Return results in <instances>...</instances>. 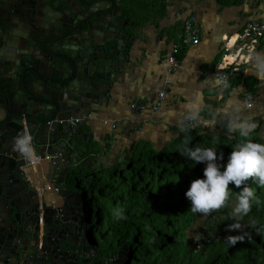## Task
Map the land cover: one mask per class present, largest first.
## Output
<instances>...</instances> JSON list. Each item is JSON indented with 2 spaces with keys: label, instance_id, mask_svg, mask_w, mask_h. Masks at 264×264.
Wrapping results in <instances>:
<instances>
[{
  "label": "crops",
  "instance_id": "obj_1",
  "mask_svg": "<svg viewBox=\"0 0 264 264\" xmlns=\"http://www.w3.org/2000/svg\"><path fill=\"white\" fill-rule=\"evenodd\" d=\"M162 3L163 14L158 11ZM139 8L146 13L138 19L140 28L133 34L125 74L114 83L110 100L97 105L82 129L80 142L93 148L95 154L82 158L81 162L88 163L82 168H93L96 159L110 168L131 155L132 147L141 141L150 142L157 150L163 149L179 136L181 125L187 127L184 104L197 96L202 97V105L196 121L202 123L203 134L218 136L227 131L228 116L244 114L254 118L259 136L264 139V84L254 75L245 74L249 64L240 66V82L236 85L218 84L212 75L225 53H235L238 49L236 41L230 44L242 28L249 22H264V0H244L228 6L218 0H139ZM191 16L200 29L199 43L183 47L178 67H170L169 71L166 60L172 45L180 42L185 22ZM256 51L264 52V39ZM164 91L160 108L154 110L153 105ZM250 97L253 107L245 108V99ZM135 103L146 108L135 111ZM210 120H215V125L205 126L204 122ZM52 166L49 158L41 162L34 159L27 174L37 188L40 204L44 197L48 206L60 208L66 203L62 194L45 190L48 185L56 187L46 178ZM65 188L79 190L67 187L66 183Z\"/></svg>",
  "mask_w": 264,
  "mask_h": 264
},
{
  "label": "water",
  "instance_id": "obj_2",
  "mask_svg": "<svg viewBox=\"0 0 264 264\" xmlns=\"http://www.w3.org/2000/svg\"><path fill=\"white\" fill-rule=\"evenodd\" d=\"M0 1L6 4V0ZM30 14L33 15L20 3L12 2L10 9L0 15V264H115L114 260L102 259L92 248L83 197L79 192L66 190L65 183L73 170L88 164L81 162L86 151L94 152L93 148L87 149L76 141L82 139V129L91 120L97 105L110 100L113 85L122 76L117 68L119 60L95 59L84 75L76 74L70 87L66 84L65 88H53L46 79L40 78L43 87L51 88L47 92L51 91L56 99L44 96L38 100L40 97L27 84L28 74L21 69L25 66L26 54L15 48L14 62L5 55L6 47L10 46L8 40L20 37L17 30ZM123 37L125 47L121 41L112 45V39L119 40V36L101 42L107 56L118 57L123 52L129 58L134 38L125 30ZM12 67L20 74L17 81L9 75ZM65 92L74 96L69 106L61 100ZM22 110L28 111L27 128ZM48 119L57 123L48 127L45 124ZM76 119H81L77 127L73 123ZM25 132L34 139L36 157L49 158L53 163L46 178L56 184L66 199L63 207L48 206L43 197L41 210L37 188L25 186L32 184L27 174L32 160H26L13 148L16 137ZM21 184L23 189L19 187ZM74 207L82 215L77 216ZM64 214L73 217L65 218ZM60 228L65 234L62 239L56 237Z\"/></svg>",
  "mask_w": 264,
  "mask_h": 264
},
{
  "label": "trees",
  "instance_id": "obj_3",
  "mask_svg": "<svg viewBox=\"0 0 264 264\" xmlns=\"http://www.w3.org/2000/svg\"><path fill=\"white\" fill-rule=\"evenodd\" d=\"M218 1L228 6L244 0ZM160 5L158 11L163 14L165 5ZM238 76L239 73L231 78L232 85L240 82ZM259 134L256 129L253 141L264 143ZM239 142L238 134L224 131L214 136L194 128L187 133L180 131L161 150L141 141L132 147L131 155L110 168L96 159L93 168L73 170L66 185L79 189L83 197L92 248L102 259L114 260L115 264H264V188L253 180L248 185L260 203H253L247 216L231 218L229 205L206 221L213 235L207 242L196 248L187 241V232L198 213L191 212V202L185 194L193 180L203 178L206 165L195 164L180 151L188 146L212 147L218 154L223 152L221 163L226 165ZM91 156L95 154L87 150L83 157ZM231 187L234 193L239 192L234 185ZM117 209L126 219L114 218ZM234 223L254 226L242 235V242L232 246L224 243V238L232 232L228 226Z\"/></svg>",
  "mask_w": 264,
  "mask_h": 264
},
{
  "label": "flooded vegetation",
  "instance_id": "obj_4",
  "mask_svg": "<svg viewBox=\"0 0 264 264\" xmlns=\"http://www.w3.org/2000/svg\"><path fill=\"white\" fill-rule=\"evenodd\" d=\"M12 2L20 3L33 15L30 14L32 16L28 20H23L22 26L17 30L20 37L16 38H20V43L14 36L8 40L10 46L6 47L5 55L9 60H13L11 62H14L15 48L26 54L27 57L23 62L25 66H22L21 69L28 74L27 84L32 92L40 97L38 100L44 96L56 99L51 91L47 92V89L51 88L43 87L40 78L46 79L53 88H65L66 84H69L70 87L77 78L76 74L81 72V75H84V71L90 70L95 59L101 61L103 59L119 60L117 68L119 74L122 71L121 75H123L125 67H127V56L123 52H120L118 57L107 56L101 48V42L119 36V40L112 39V45L121 41L122 46L125 47L126 44H123L125 41L124 30L132 39L133 34L140 28L139 17L146 13L144 10H140L139 0H6V4L0 1V15L10 9ZM9 70L13 71L9 74L11 78L14 81L19 80L20 74L15 68L12 67ZM73 97L72 93L65 92L61 100L63 99L65 105L69 106ZM35 99L37 100V97ZM21 114L24 117V126L27 128L29 124L28 111L22 110ZM55 123H57L56 120L45 121V124L51 128ZM78 125L79 123L74 124L75 127ZM80 137L83 140V135ZM81 140L76 142L81 143ZM80 164L81 162H79ZM25 186L33 187L32 184H25ZM19 187L23 189L24 185L21 184ZM73 192H78V190ZM77 204L78 208H82L80 203ZM40 208L43 210L42 205ZM74 210L77 216L82 215V211H77L75 207ZM63 216L65 218L73 217L65 216V214ZM210 232V227L208 228L206 223L202 229V235L188 239V244L197 247L196 242L198 241L200 243L198 245H202L204 241L207 242L213 236ZM64 236L63 229L60 228L56 237L62 239Z\"/></svg>",
  "mask_w": 264,
  "mask_h": 264
},
{
  "label": "clouds",
  "instance_id": "obj_5",
  "mask_svg": "<svg viewBox=\"0 0 264 264\" xmlns=\"http://www.w3.org/2000/svg\"><path fill=\"white\" fill-rule=\"evenodd\" d=\"M247 59L249 67L245 69V74L254 75L264 84V52L251 49ZM217 83L220 84L221 81L218 80ZM201 105L200 96L189 99L184 104L188 120L199 119ZM250 107L251 105H245V108ZM204 123L207 127H213L215 120ZM257 128L258 124L250 115L228 116L227 132L229 135L238 134L240 142L233 148L226 165L221 163L224 160L223 152L218 154L212 147L188 146L180 151L181 155L195 164L206 165L203 178L193 180L185 194L191 202L192 213L208 217L213 213H221L229 205H233L232 217H243L251 212L253 203H260L254 189L248 185V181L253 180L264 188V143L254 142L252 139V134ZM189 130V127L180 126L181 132L187 133ZM13 148L26 160L31 161L36 158L33 137L27 132L16 137ZM233 185L239 189V192H233L231 187ZM113 216L117 220L126 219L123 211L119 209L113 212ZM239 228L238 223L228 226L229 231ZM227 241L234 246L242 242L243 237L229 236Z\"/></svg>",
  "mask_w": 264,
  "mask_h": 264
},
{
  "label": "built area",
  "instance_id": "obj_6",
  "mask_svg": "<svg viewBox=\"0 0 264 264\" xmlns=\"http://www.w3.org/2000/svg\"><path fill=\"white\" fill-rule=\"evenodd\" d=\"M199 32L200 29L197 26L195 17H189L185 22L184 32L180 37V42L172 45L171 54L166 60L165 66L170 71L171 69H175L179 65L178 56L181 53L183 47L188 45H196L199 43ZM264 39V22H249L247 23L240 33L237 34V40L235 45L239 44L238 49L235 53H225L220 63L216 66L212 75L219 81L223 86L231 85V78L235 76L236 73L239 72V68L242 64H248V54L251 49L257 50L258 45ZM234 45V46H235ZM229 50V49H228ZM235 57L236 59H240L236 62H231L227 60L229 57ZM241 61V64H240ZM226 82V83H225ZM166 92H161L159 94L158 101L153 105L154 110H158L161 106V101L164 100ZM245 102L247 105H251L250 108L253 107L252 98H246ZM146 108L144 104H133V109L135 111H142ZM81 122V119H76L73 121L74 124H78ZM187 127L190 128H200L202 127V123L196 120H187ZM37 162H41L40 158H35ZM45 190L54 191L56 193H60V189L58 187L48 185Z\"/></svg>",
  "mask_w": 264,
  "mask_h": 264
},
{
  "label": "rangeland",
  "instance_id": "obj_7",
  "mask_svg": "<svg viewBox=\"0 0 264 264\" xmlns=\"http://www.w3.org/2000/svg\"><path fill=\"white\" fill-rule=\"evenodd\" d=\"M234 42H235V37L233 38V41L231 42L230 45H233ZM263 129H264V127H262V130ZM232 207H233V205H231V207H230L231 208L230 209L231 213H232ZM209 218L208 217H203L202 215L198 214L196 216V220H195L194 224L189 228V230L187 232V238L191 239L193 237H200V235H202L201 234L202 233V229L205 227L206 221H208ZM231 218H233L232 215H231ZM235 218L236 219H240L241 217H235ZM252 225L253 224H246V225L240 227L238 230L232 231L231 233L227 234L225 236V238H224V243H229L227 241V237H229V236H242L243 234H245L248 231V229H250V227ZM188 239H187V241H188ZM196 244H197L196 248H199L200 245H198V244H200V243L197 241Z\"/></svg>",
  "mask_w": 264,
  "mask_h": 264
},
{
  "label": "bare ground",
  "instance_id": "obj_8",
  "mask_svg": "<svg viewBox=\"0 0 264 264\" xmlns=\"http://www.w3.org/2000/svg\"><path fill=\"white\" fill-rule=\"evenodd\" d=\"M237 40V37L235 36V41ZM235 43V42H234ZM232 58H234V60H230V57L227 60H230L231 62H236L238 61V59H236L235 57L232 56ZM241 64V63H240Z\"/></svg>",
  "mask_w": 264,
  "mask_h": 264
}]
</instances>
